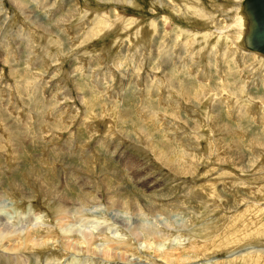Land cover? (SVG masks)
<instances>
[{
	"label": "rangeland",
	"instance_id": "rangeland-1",
	"mask_svg": "<svg viewBox=\"0 0 264 264\" xmlns=\"http://www.w3.org/2000/svg\"><path fill=\"white\" fill-rule=\"evenodd\" d=\"M15 2L0 0V222L113 236L127 228L106 213L143 204L165 220L157 248L199 254L184 264H264V58L229 30L244 0ZM25 249L42 253L0 248V264H103Z\"/></svg>",
	"mask_w": 264,
	"mask_h": 264
},
{
	"label": "bare ground",
	"instance_id": "bare-ground-1",
	"mask_svg": "<svg viewBox=\"0 0 264 264\" xmlns=\"http://www.w3.org/2000/svg\"><path fill=\"white\" fill-rule=\"evenodd\" d=\"M17 2H18V0H16L15 4ZM244 3H239V4L237 3L238 5H236V7L234 9V13H233V18H232L233 22L230 24V29L229 28L228 29L233 31V34H234L233 40L235 42H237L239 45H241L243 48H245L244 51H246V50L253 51L252 54H254V52H256L255 54H257V55L260 54L259 56H262L264 58V52L257 51L256 48L254 47L255 44L253 42L254 41L253 30H254L256 25L254 22V18L252 16V10H251L250 4L247 3V0H244ZM17 8L23 9V8H25V5H22V3L18 2ZM262 33L264 34L263 31H262ZM248 51H246V52L248 53ZM5 130H9V129L6 128L5 125L0 124V131H5ZM9 134H11V133H9ZM53 193H54L56 198L62 199V203H63V206L60 205L59 209L56 210L55 216L53 215V218H54L57 226L62 225L64 227V225H68L67 222H72L74 220V219L71 220L70 218H68V216H69V214H71V212H69V208H67V205L71 203L70 205L74 206L75 203L72 202L71 200H69V198H67V196H66V193H64L62 191L53 192ZM1 196L2 195H0V206L5 207L4 199ZM108 202H110V201H108ZM116 202L117 201H114V204H112L113 202L111 204L115 205ZM118 204H119V202H118ZM142 208H144L143 204H133V209L130 210V206H128L127 211L123 214L118 213V211L113 212V210H115V209H113V210L111 209V212L106 213L105 216L110 217L115 225L121 224V227L125 226L127 228V232H128L127 234H120V235L114 234L113 236L106 235L107 232L103 233L102 228L101 229L97 228L99 231L91 228V230L88 229L86 232H85V229H83L82 231H79V232H82L81 234H74L73 236L71 235V237L70 236L67 237L66 235L64 236L63 234L58 233V231L56 233L54 231V229H56V228H52L51 224H49L48 222H45V221L44 222L43 221L42 222H36V221L29 222V225L27 226V228H25V231H24L21 226H19V227L10 226L8 224V222H6V220L4 218H2V221L0 222V246H1L0 248L4 249L5 253L7 251V252L12 253L13 255H15V252L20 251V250H22V252L25 251V253L30 252V250L36 251V253H38V254L42 253L41 251H39L37 249H30L29 251L27 249H25V248H27V245H30V244L32 246H36V247L40 246L41 248H47V249L51 248L54 251H60V249H67L68 251H72V252L76 251V252H78V254H88V255L92 256L95 260L96 259L101 260V262L103 264H111L113 262H116L114 264H122V263L123 264H126V263L127 264H129V263H131V264H174L175 262H177V264H184V261H189L191 259L195 260V258L199 257L198 253H193L190 257H187L189 259H183L184 256H182L181 253L175 254L173 251H171V250L169 251L167 248H165V249L157 248L155 244L159 243L158 233L161 234V227L164 226L165 220L161 219L156 214L152 215V212L155 209L152 210L150 207L149 208L145 207L146 210H148V214H147V213L141 212ZM97 210L98 209H96L95 211H97ZM104 212H106V211H104ZM159 212L160 211H158V214H159ZM162 215H164V214H162ZM141 217H144V220H141L140 219ZM77 220L79 221V219H77ZM81 221H84V220H81ZM86 222H88V221H86ZM74 224H76V223H74ZM121 227H120V229H121ZM239 227H241V226L239 225ZM29 229L32 230L33 232H35V234L40 232L43 235L41 237L42 240H39L38 238L36 240L35 236L33 234H31V232H26V231H29ZM122 229H123V227H122ZM77 230H79V229H77ZM228 230H229V228H228ZM228 230H227V232H229ZM93 231H97L98 234L95 235V233ZM241 231H239V233ZM73 232H74V230H73ZM92 232H93V234H92ZM223 232H225V231H223ZM231 232H232V229H231ZM231 232L229 234H231ZM68 233L72 234L70 231H68ZM244 233H245V231H244ZM70 234H68V235H70ZM236 234H238V233H236ZM22 235H24V238H23V240H20V237ZM79 235H81L80 239H78ZM130 235L133 237L135 236V239L142 240V243H144V251L143 252H145L146 254L145 253L141 254L142 252L141 253L138 252L136 249V246H134L131 243V241L129 242V238L131 237ZM118 236L124 237V238L122 239ZM161 236H160V239L165 238L164 236H163V238ZM220 236H223V238H224V236H227V235L224 234V235H220ZM229 236H227V237H229ZM238 236H240V235H238ZM232 237H235L233 240L236 239V236H232ZM218 239H220V238H218ZM227 240H229V239H226V240L224 239L225 242ZM213 241L215 242V240H213ZM229 242H231L232 244L234 243L232 241H229ZM232 244H230V245H232ZM233 245H235V244H233ZM241 245H243V244H241ZM219 246H221V245H219ZM225 246H226V244H225ZM246 246H248V245H246ZM181 247L187 248L186 244L181 246ZM189 247L193 249L192 252L195 250L194 245L191 244ZM250 248H252V247H250ZM196 249H198V248H196ZM213 249H215V248H212V250ZM239 249H241V248H239ZM178 250H180V249H178ZM22 252L20 251V253H22ZM199 252H200V250H199ZM253 252L254 251H252L251 253H253ZM229 253H231V252H229ZM251 253H248V254L252 255ZM26 254H28V253H26ZM30 254H28V255H30ZM150 254L152 256H150ZM205 254H207V253H205ZM217 254H219V253H217ZM245 254H247V253H245ZM256 255H257V253H256ZM256 255H254V256H256ZM203 256L205 257L206 255H203ZM243 256L244 255H242V258H243ZM4 257H6V256H4ZM37 257H39V256H37ZM19 258H21V257H19ZM230 258H232V256ZM149 259H150V261H149ZM251 259H252V257H251ZM262 259H263V257H262ZM19 260L20 261H17L18 264H25L26 263V262L23 263L22 259H19ZM228 260H229V258H228ZM238 260H239V258H238ZM254 261L255 260H253L252 262H254ZM258 261L260 264L261 260H258ZM242 262H243V260H242ZM245 262H246V260H245ZM245 262H243V263H245ZM255 262H254V264H255ZM10 264H11V262H10ZM231 264H234V263L232 262ZM236 264H237V262H236Z\"/></svg>",
	"mask_w": 264,
	"mask_h": 264
},
{
	"label": "water",
	"instance_id": "water-1",
	"mask_svg": "<svg viewBox=\"0 0 264 264\" xmlns=\"http://www.w3.org/2000/svg\"><path fill=\"white\" fill-rule=\"evenodd\" d=\"M252 10V16L255 22L254 47L257 51L264 52V0H247Z\"/></svg>",
	"mask_w": 264,
	"mask_h": 264
}]
</instances>
